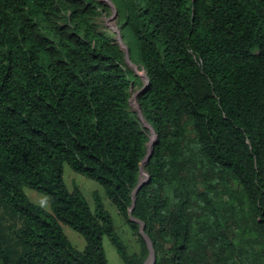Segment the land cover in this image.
Wrapping results in <instances>:
<instances>
[{"label":"trees","instance_id":"trees-1","mask_svg":"<svg viewBox=\"0 0 264 264\" xmlns=\"http://www.w3.org/2000/svg\"><path fill=\"white\" fill-rule=\"evenodd\" d=\"M110 1L148 78L136 100L156 139L131 215L154 264H264V0ZM106 5L0 0V264H107L104 235L123 264L150 252L128 215L150 134L129 105L140 80L95 23ZM64 163L102 186L140 253Z\"/></svg>","mask_w":264,"mask_h":264},{"label":"rangeland","instance_id":"rangeland-1","mask_svg":"<svg viewBox=\"0 0 264 264\" xmlns=\"http://www.w3.org/2000/svg\"><path fill=\"white\" fill-rule=\"evenodd\" d=\"M101 2H104L109 9L108 12L106 13H101L95 17V23H97L98 28L103 29V30H111L112 33L114 34V38L116 39L117 33L110 29L109 27H117L119 29V20L116 17L115 19H108V17L111 16L113 12V4L112 2H106L105 0H99ZM115 27V28H116ZM114 29V28H113ZM122 43L124 44L123 40ZM119 44V43H118ZM120 47L123 49L122 45L119 44ZM143 72L142 70H139L138 73L140 74ZM144 73V72H143ZM140 80V85H136L133 87V92L131 94V98L133 97L134 93L142 88L144 84V79L142 77H139ZM132 107L133 106V101H131ZM137 103V100H136ZM150 135H153L149 131ZM150 135H149V140H150ZM153 139V136H152ZM145 171L141 174V177L144 178L146 176ZM62 177L63 181L66 185V187L71 190L73 187L78 186L79 189L81 190L83 196L87 200L90 208L93 210L95 207V201H94V194H96L99 198V200L102 202L104 208L109 212L110 217L112 219V223L114 226V229L116 230L117 234L121 238V240L127 245V249L129 253H140L141 250V243L139 238L130 230L129 226L126 224L124 218L118 213L115 205L109 201V199L106 197L105 192L102 188V186L97 183V181L86 178L80 173H77L73 171L68 164L64 163L62 167ZM24 192L29 198L31 202L34 204L41 206L43 209L47 211H51L50 208V203L47 198V196L41 192H38L32 188L29 187H24ZM62 230L70 243L79 251H83L85 247V241L83 237L74 229L70 228L69 226L62 224ZM102 246L105 251L106 259H107V264H123L122 260L118 256L116 249L114 245L111 243L109 238L107 236H103L102 238ZM149 255V254H148ZM148 255L146 257V260L148 258ZM145 260V262H146ZM144 262V263H145Z\"/></svg>","mask_w":264,"mask_h":264},{"label":"water","instance_id":"water-1","mask_svg":"<svg viewBox=\"0 0 264 264\" xmlns=\"http://www.w3.org/2000/svg\"><path fill=\"white\" fill-rule=\"evenodd\" d=\"M109 1H110V0H109ZM110 2H111V1H110ZM112 6H113V5H112ZM112 8H113V12H112L111 16L108 17V19H115V18H116V9H115L114 6H113ZM115 27H116V26H115ZM109 28L112 29V30H114V31L117 33V35H116V39H117L118 43L121 44L122 47H123L124 57H125V62H126V64H127V66H129L137 76L142 77V76L138 73V71H139V67H138V65L134 64V63L130 60V57H129V50H128V48L125 46V44L122 43V37H121V35H120V31H119V29H118L117 27L114 28V29H113L112 27H109ZM142 71L144 72V70H142ZM144 76H145V82H144L142 88H140L139 90H137V91L134 93V95H135L136 97H137L138 94L143 93V92L145 91L146 87H147L148 78H147L145 72H144ZM130 90H133V88H132V84H131V86H130ZM131 101H132V98L130 97V103H129L130 107H131L134 111H136L137 116H138L140 122L142 123V125H143L144 127L148 128V130L153 134L154 138H153L152 141H148V142L146 143V154H145V156L143 157L142 161L140 162V177H139V179H138V182H137L136 186L133 188L132 193H131V196H132V203H131V207H130L129 210H128V215L130 216V220L135 221V222H139V223H140V227H139V228H140V234H141V235L143 236V238L145 239V242H146V244H147V246H148V248H149V250H150L149 255H148V258H147V260H146V262H145L144 264H154V262H155V257H154V255H153V250H152V248H151L150 240H149L148 236L143 232V226H144V224H143L142 222H140L139 220L135 219L134 217H132V215H131V210H132L133 207H134V202H135V197H136V193H137V191L139 190V188L141 187V185L144 183V181L148 179V175H147V174H146V176H145L144 178L141 177V174L144 172V165L146 164L148 158L151 156L152 147H153V143H154V141H155V139H156V135H155V133H154L153 128L151 127V125H150V124L147 122V120L143 117L142 110L140 109L139 104L137 103V104H136L137 107H136V108H133V107H132V103H131ZM141 117H142L143 120L147 123V126H148V127L144 125V123H143Z\"/></svg>","mask_w":264,"mask_h":264},{"label":"bare ground","instance_id":"bare-ground-1","mask_svg":"<svg viewBox=\"0 0 264 264\" xmlns=\"http://www.w3.org/2000/svg\"><path fill=\"white\" fill-rule=\"evenodd\" d=\"M106 2H110L109 0H105ZM113 28H115V27H113ZM140 75L142 76V78L144 79V81H145V76H144V73L143 72H141L140 73ZM132 101H133V106H134V108H136L137 107V103H136V96L135 95H133V97H132ZM142 118V117H141ZM142 121H143V123H144V125L145 126H147V123L143 120V118H142ZM148 127V126H147ZM152 136L153 135H150V140L149 141H152L153 139H152ZM153 138H154V136H153ZM145 169V168H144ZM145 174V173H144ZM143 175V174H142Z\"/></svg>","mask_w":264,"mask_h":264}]
</instances>
